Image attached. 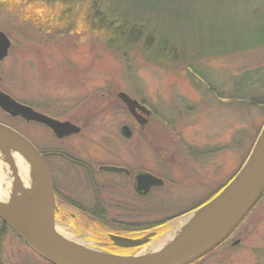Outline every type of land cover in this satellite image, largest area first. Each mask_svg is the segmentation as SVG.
<instances>
[{"label": "rangeland", "instance_id": "rangeland-1", "mask_svg": "<svg viewBox=\"0 0 264 264\" xmlns=\"http://www.w3.org/2000/svg\"><path fill=\"white\" fill-rule=\"evenodd\" d=\"M34 23L26 19L22 25L0 15V30L12 41L9 55L0 65V89L40 112L84 127L82 135L71 138L70 143L92 149L96 160L113 158L109 150L115 149L126 156L129 153L121 147L119 128L129 116L118 93L124 91L154 111L147 137L139 135L131 142L143 145L153 137L158 154L146 157L169 181L156 194V210L142 214V221L180 216L220 190L240 170L264 125L262 109L220 102L204 85L195 88L182 68L148 63L140 55L119 58L86 33L82 24L73 32L57 34L41 32ZM260 57L253 61H264V55ZM243 63L211 61L206 66L216 72L207 74L226 89L229 77ZM0 122L41 150L57 146L51 132L39 124H29L1 109ZM5 165L6 175L13 178L12 168ZM26 182L31 185L33 177L28 176ZM144 203L153 206V202ZM185 218L176 217L172 231L180 230ZM166 235L153 245L170 236ZM0 264L51 263L6 230L1 235ZM197 264H264V196L226 246Z\"/></svg>", "mask_w": 264, "mask_h": 264}, {"label": "trees", "instance_id": "trees-1", "mask_svg": "<svg viewBox=\"0 0 264 264\" xmlns=\"http://www.w3.org/2000/svg\"><path fill=\"white\" fill-rule=\"evenodd\" d=\"M0 15L22 25L29 19L39 31L57 34L82 24L119 58L140 55L148 63L182 68L195 88L204 85L220 102L264 111V61H253L264 55V0H0ZM224 60L244 62L226 89L207 74L216 72L209 62Z\"/></svg>", "mask_w": 264, "mask_h": 264}, {"label": "water", "instance_id": "water-1", "mask_svg": "<svg viewBox=\"0 0 264 264\" xmlns=\"http://www.w3.org/2000/svg\"><path fill=\"white\" fill-rule=\"evenodd\" d=\"M11 46L10 37L0 30V65L9 55ZM117 96L126 105L128 111L144 125L147 121L145 115H149L151 111L124 91L119 92ZM0 108L12 117L44 124L58 138L81 131V127L75 123L61 121L37 111L1 89ZM124 130L126 135L130 134L129 127H124ZM0 151L3 168L5 169V164H9L14 176L17 174L15 165L11 163L12 161H7L6 157L14 153L21 156L28 167V176L34 179L29 185L33 187L35 193L33 201L26 202L21 207L10 208L11 206L0 205V219L20 239L52 264H191L226 241L264 196L263 125L247 159L231 181L210 201L178 217L197 216L190 226L175 232L171 229L167 233L169 235L173 232L174 241L169 240L167 244L152 252H137L132 255L113 254L83 243L84 246L78 245L57 231L56 227L59 223L56 220L54 187L44 156L27 137L1 122ZM104 169L120 171V168L116 167H104ZM140 180L157 185L163 183L162 179L150 174H142ZM19 198L16 188L12 193L9 192L10 201H17ZM110 238L120 247H138L150 241V239L135 240L117 235H111ZM238 242L239 240L235 244Z\"/></svg>", "mask_w": 264, "mask_h": 264}, {"label": "flooded vegetation", "instance_id": "flooded-vegetation-1", "mask_svg": "<svg viewBox=\"0 0 264 264\" xmlns=\"http://www.w3.org/2000/svg\"><path fill=\"white\" fill-rule=\"evenodd\" d=\"M139 102L151 111L149 115H145L147 119L145 124H141L125 106L129 120L119 128L121 147L129 154L120 156L116 149L109 150L113 158L105 160H96L91 153L92 149H80L78 145L69 142L71 138L82 135L84 127L75 123L81 127L79 133L58 138L44 124L25 120L29 124H39L50 131L57 142L54 149L38 148L45 158L52 178L57 222L77 241L113 254L132 255L140 252L144 247L164 237L172 229L171 224L175 219L171 217L145 222L141 220L142 214L153 213L156 210L154 203L156 194L165 188L169 180L160 176L153 161L146 157L158 154V146L153 137L151 141L143 142V145L131 142L139 135L147 137L146 130L154 113L146 103ZM126 126L129 127V135L125 134ZM91 139L88 138L89 141ZM104 167H116L120 168V171H109ZM142 174L160 178L163 183L157 185L140 180ZM145 201L153 202V206L146 205ZM6 230L12 231L1 222L0 253L1 235ZM111 235L150 241L143 246L120 247L112 241Z\"/></svg>", "mask_w": 264, "mask_h": 264}, {"label": "bare ground", "instance_id": "bare-ground-1", "mask_svg": "<svg viewBox=\"0 0 264 264\" xmlns=\"http://www.w3.org/2000/svg\"><path fill=\"white\" fill-rule=\"evenodd\" d=\"M6 159L7 161H12V164L14 163L15 171L17 174L13 178L7 176L3 168V161L2 159H0V205H6L9 207L11 206L10 208L21 207L22 204L33 201L35 197L33 187L26 182L28 178V167L21 158V156L18 154H14V156H7ZM5 177L7 178V180H5ZM2 185L4 187H2ZM15 188L17 189L20 198L17 201H10L8 199L9 192L12 193ZM196 217L197 216L190 215L183 219L180 223L181 228L193 224V221H195ZM56 229L66 239L71 240L78 245L84 246L82 243L75 240V238L70 235V233L67 232V230L62 226L57 225ZM169 240H171L170 242L175 240L173 233L170 234L169 237L164 239L158 246L155 247L153 244L148 245L144 247V249H142L140 253L156 251L159 247L167 244Z\"/></svg>", "mask_w": 264, "mask_h": 264}]
</instances>
